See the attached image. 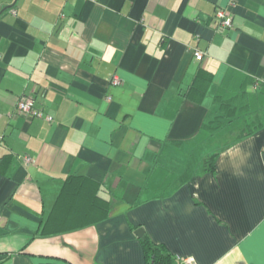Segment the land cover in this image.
Listing matches in <instances>:
<instances>
[{
    "label": "crops",
    "instance_id": "0c3cea01",
    "mask_svg": "<svg viewBox=\"0 0 264 264\" xmlns=\"http://www.w3.org/2000/svg\"><path fill=\"white\" fill-rule=\"evenodd\" d=\"M262 78L264 0H0V264H264ZM70 176L110 216L41 236Z\"/></svg>",
    "mask_w": 264,
    "mask_h": 264
},
{
    "label": "trees",
    "instance_id": "16d2710c",
    "mask_svg": "<svg viewBox=\"0 0 264 264\" xmlns=\"http://www.w3.org/2000/svg\"><path fill=\"white\" fill-rule=\"evenodd\" d=\"M198 78L201 85L198 79L194 92L202 98L210 79L204 75ZM216 157L217 155H212L206 159L204 163L206 171H213ZM99 191L98 182L86 177H68L40 235H58L105 221L110 216L112 206L99 195ZM142 243L146 253V264H174L170 255L148 237H142Z\"/></svg>",
    "mask_w": 264,
    "mask_h": 264
},
{
    "label": "built area",
    "instance_id": "2783aa9c",
    "mask_svg": "<svg viewBox=\"0 0 264 264\" xmlns=\"http://www.w3.org/2000/svg\"><path fill=\"white\" fill-rule=\"evenodd\" d=\"M11 1H15V0H11ZM13 14H17V12L13 10ZM215 18L221 29H229L233 25L231 13L223 8H220L216 11ZM194 54L198 61H201L204 58V54L200 51H195ZM260 83L264 84V78L259 79V81L255 83L254 88H257L260 85ZM110 84L114 86H119L122 84V82L119 77L114 76L111 79ZM107 100H111V98H108ZM17 110L20 113L32 119L34 118L44 119L45 121L50 122V123L53 122L54 120L52 116L45 115L40 109L36 107L35 99L31 96L22 97L17 104ZM23 160L26 163L32 162V158H30L29 156H24ZM177 263L178 264H198L196 260L192 257L178 258Z\"/></svg>",
    "mask_w": 264,
    "mask_h": 264
},
{
    "label": "water",
    "instance_id": "95a60500",
    "mask_svg": "<svg viewBox=\"0 0 264 264\" xmlns=\"http://www.w3.org/2000/svg\"><path fill=\"white\" fill-rule=\"evenodd\" d=\"M11 7H13V6L6 7L5 9H3V11H5V10L11 8ZM143 233H144V230H143L142 228H140V229H138V230L136 231V235H137L138 237H142V236H143Z\"/></svg>",
    "mask_w": 264,
    "mask_h": 264
}]
</instances>
